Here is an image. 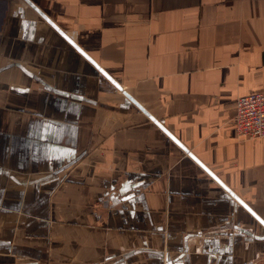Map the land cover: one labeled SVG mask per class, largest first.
I'll use <instances>...</instances> for the list:
<instances>
[{
  "label": "crops",
  "instance_id": "1",
  "mask_svg": "<svg viewBox=\"0 0 264 264\" xmlns=\"http://www.w3.org/2000/svg\"><path fill=\"white\" fill-rule=\"evenodd\" d=\"M23 1L0 17V264H264L201 166L264 220V138L234 125L264 0Z\"/></svg>",
  "mask_w": 264,
  "mask_h": 264
},
{
  "label": "built area",
  "instance_id": "2",
  "mask_svg": "<svg viewBox=\"0 0 264 264\" xmlns=\"http://www.w3.org/2000/svg\"><path fill=\"white\" fill-rule=\"evenodd\" d=\"M234 119L237 137L242 140L264 138V91L239 97Z\"/></svg>",
  "mask_w": 264,
  "mask_h": 264
},
{
  "label": "water",
  "instance_id": "3",
  "mask_svg": "<svg viewBox=\"0 0 264 264\" xmlns=\"http://www.w3.org/2000/svg\"><path fill=\"white\" fill-rule=\"evenodd\" d=\"M28 2V4H31L29 0H25ZM51 24L52 22L49 21ZM53 25V24H52ZM57 30L60 31V29L58 27H56L55 25H53ZM61 32V31H60ZM64 35V37L71 43V45H73L86 59H88L108 80H110L113 85L121 92L123 93V95H125V97L132 102L134 105H136L143 113H145L147 116L151 117V115L148 113V111L142 106L140 105L132 96L131 94L126 91L122 85L116 81L115 79H113L110 75H108L91 57H89V55L87 53H85L74 41L71 40V38H69L67 35H65L64 33H61ZM153 118V117H152ZM172 140L179 145L186 153H188L197 163H199L197 161V159L191 154L189 153V150L182 145L176 138H174L173 136H171ZM201 166L209 173V175H211V177H213L220 185H222V187L240 204L242 205L249 213L252 214V216L257 219L263 226H264V220H262L238 195H236L230 188L226 187L224 185V183L218 179L207 167H205L204 165L201 164Z\"/></svg>",
  "mask_w": 264,
  "mask_h": 264
},
{
  "label": "rangeland",
  "instance_id": "4",
  "mask_svg": "<svg viewBox=\"0 0 264 264\" xmlns=\"http://www.w3.org/2000/svg\"><path fill=\"white\" fill-rule=\"evenodd\" d=\"M22 2H24L23 0H0V17H2V15H3V13H4V9H5V7L7 6V5H12V4H14V5H19V4H22ZM1 36H0V45H1ZM65 166H68V164H64ZM67 173V171L66 172H63L62 174L64 175V174H66ZM66 179V178H65ZM64 183L65 181L64 180H62V181H60L59 183ZM58 183V184H59ZM50 223H51V221H50Z\"/></svg>",
  "mask_w": 264,
  "mask_h": 264
}]
</instances>
